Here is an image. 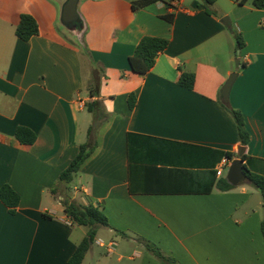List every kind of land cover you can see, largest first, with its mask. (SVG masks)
I'll return each instance as SVG.
<instances>
[{"label": "crops", "instance_id": "1", "mask_svg": "<svg viewBox=\"0 0 264 264\" xmlns=\"http://www.w3.org/2000/svg\"><path fill=\"white\" fill-rule=\"evenodd\" d=\"M134 1L80 0L79 27L62 29L58 0H0V189L20 197L14 211L0 200V264H69L86 237L59 180L89 141L93 101L105 115L70 195L106 216L96 239L105 229L118 245L108 258L162 264L146 241L178 264H264L263 198L249 178L264 179V8L216 0L209 14L202 0H157L134 11ZM23 14L39 27L27 42L16 35ZM147 36L169 44L140 76L129 59ZM233 73L228 103L244 116V149L221 93ZM18 128L36 141L22 144ZM228 154L246 181L224 191L217 168Z\"/></svg>", "mask_w": 264, "mask_h": 264}, {"label": "trees", "instance_id": "2", "mask_svg": "<svg viewBox=\"0 0 264 264\" xmlns=\"http://www.w3.org/2000/svg\"><path fill=\"white\" fill-rule=\"evenodd\" d=\"M157 0H140L132 2V9L138 11L145 7L147 4L156 2ZM216 0H202L203 6L209 14H212L211 7ZM249 0H237L239 5H245ZM255 8H264V0H253ZM169 19V18H168ZM39 34V27L36 20L28 14L21 15L20 22L16 28V35L21 40L27 42L32 37ZM237 41L238 49H242L244 43L240 34L234 33ZM169 44L167 37H144L134 52V55L130 57L129 63L132 71L140 76H145L156 64V59L160 53H162ZM195 84V75L193 73L184 72L180 78V85L187 89H193ZM100 82L97 78L93 77V86L90 89L92 98L99 97ZM134 94L130 96L133 99ZM132 101V100H131ZM133 103V102H132ZM225 108L232 115L238 128V136L241 148L244 149L249 144L250 136L245 127V119L243 114L230 107L229 103H224ZM88 112L94 117L92 126L89 129L88 143L81 145L79 152L69 167L61 174L60 183L66 187V192L61 200L64 207L65 214L76 226H82L87 228V235L78 245L75 253L69 260V264H82L86 254L93 245L98 230L101 226H108V220L102 210L93 206H85L76 200L72 199L70 195V184L72 183L74 176L79 172L83 163L90 157L95 149V143L93 141V135L99 125L102 124L104 119V111L100 106L99 101H93L87 105ZM17 139L22 144L31 145L36 141V135L26 128H18L16 132ZM229 159L233 158L232 154L227 155ZM249 178L253 185L262 193L264 204V179L259 176L249 175ZM234 186L230 185L226 180L222 181L221 190L228 191L233 189ZM0 200L12 211L18 206L20 197L9 186H3L0 189ZM262 232L264 235V221L262 223ZM125 236L124 233H121ZM148 252L152 253L162 264H178L174 259H171L164 255V253L150 242L144 243Z\"/></svg>", "mask_w": 264, "mask_h": 264}, {"label": "water", "instance_id": "3", "mask_svg": "<svg viewBox=\"0 0 264 264\" xmlns=\"http://www.w3.org/2000/svg\"><path fill=\"white\" fill-rule=\"evenodd\" d=\"M79 1L80 0H68L64 5L62 11L61 20L63 24L70 29L77 28L80 25V17L77 12ZM228 20L229 19L225 17L224 19H222V23L227 26ZM237 76V73H233L222 87L221 93L224 103H228L229 101L230 91L234 85V82L237 79ZM241 151L243 150L241 149ZM226 180L230 185L234 187L246 181V174L243 169L242 159H236L232 161V164L227 173Z\"/></svg>", "mask_w": 264, "mask_h": 264}, {"label": "rangeland", "instance_id": "4", "mask_svg": "<svg viewBox=\"0 0 264 264\" xmlns=\"http://www.w3.org/2000/svg\"><path fill=\"white\" fill-rule=\"evenodd\" d=\"M60 2V4L62 3V6L61 8V17H62V11H63V8H64V5L66 4V2L68 0H58ZM62 19V18H61ZM61 22V28L63 29L64 28V24L62 22V20H60ZM228 173V170H225V175H227ZM82 230L84 232H87V228H82ZM106 230L105 229H102L100 230V235L99 237L94 241L93 245H92V250H91V253H89V256H88V261H87V264H103L105 263L106 261H108L107 263L108 264H116L117 263V255L113 256L112 258H108L107 255H105L104 253L107 254V247L109 245L110 242H113L112 240L109 239L108 237V234L107 232H105ZM100 242H103L105 244V248H101L99 243ZM116 247H118V245L116 243H113ZM115 249V248H114ZM92 254L95 255V259H93L92 257ZM99 261V262H98Z\"/></svg>", "mask_w": 264, "mask_h": 264}, {"label": "built area", "instance_id": "5", "mask_svg": "<svg viewBox=\"0 0 264 264\" xmlns=\"http://www.w3.org/2000/svg\"><path fill=\"white\" fill-rule=\"evenodd\" d=\"M232 164V160L229 159V158H224L219 167L217 168V176L218 177H221L224 173L225 170H229L230 166ZM100 247L101 248H105V244L103 242H100L99 243ZM114 247L115 245L113 243H109L108 247L106 248L107 249V254H112L114 252Z\"/></svg>", "mask_w": 264, "mask_h": 264}]
</instances>
